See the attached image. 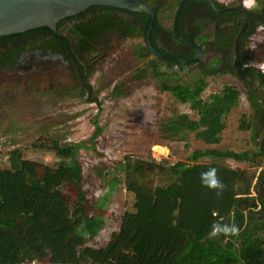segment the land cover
Wrapping results in <instances>:
<instances>
[{"label": "trees", "instance_id": "1", "mask_svg": "<svg viewBox=\"0 0 264 264\" xmlns=\"http://www.w3.org/2000/svg\"><path fill=\"white\" fill-rule=\"evenodd\" d=\"M9 35L4 34L0 41ZM143 50L140 53L146 57ZM146 69L139 68L136 78L143 79ZM156 69L157 76L166 75L160 67ZM207 85L200 77L190 83L163 82L157 87L179 102L189 103L199 117L192 118L177 106L166 107L169 112L159 118L157 128L142 129L130 143L135 153L147 151L150 156L155 146L166 147L169 152L163 165L172 179L168 184L143 185L129 192L120 226L105 245L93 244L106 211L87 194L81 157L83 147L88 141L94 143L98 132L90 140L69 142L46 132L28 145L8 151L0 143V264H264V199L252 197L264 174L255 183L251 169L258 153L261 94L247 92L254 112H244L240 118L238 129L248 134L240 149L193 150L194 138L220 144L228 116L242 101V91L232 84L205 99L202 93ZM180 145L188 154L176 159ZM31 149L53 153L59 159L50 165L28 158L26 151ZM5 154L9 155L7 167L3 165ZM130 157L126 154V159ZM211 167L218 169L227 186L221 196L202 184L201 172ZM133 168L130 161L119 159L114 170L101 164L97 174H113L116 182L136 186L141 183ZM167 206L175 211L174 220L169 218ZM217 222L235 223L239 234L210 238Z\"/></svg>", "mask_w": 264, "mask_h": 264}, {"label": "flooded vegetation", "instance_id": "2", "mask_svg": "<svg viewBox=\"0 0 264 264\" xmlns=\"http://www.w3.org/2000/svg\"><path fill=\"white\" fill-rule=\"evenodd\" d=\"M145 1L154 6L156 13L150 34L151 41L165 56L152 54L146 46L143 32L148 14L144 10L131 11L114 6L93 5L60 19L56 28L45 25L1 38L0 90L5 88V83L17 86L36 81L44 84L63 81L67 83L50 88H61L60 93L64 92L67 96L85 95L87 102L94 101L96 98L90 95L99 94L106 84L112 87L114 95L126 93L127 84L135 85L147 80L146 75L143 79L136 78L138 69L142 67L136 66L134 76L129 78L117 74L111 76L112 79L108 82L104 79L117 70L116 63L124 62L119 49H123L124 54L127 51L122 41H131L132 44L127 46H138L134 56L144 47L143 52L148 53L146 57H152L148 68L160 67L166 73L163 82H182L178 72L185 74L183 69L188 67V73L199 70L227 77L223 78L224 86L236 85L240 79L247 91L261 94L262 110L257 123L261 126L258 136L262 135L264 0H252L250 4L246 0H213L217 10L208 0H188L179 20L180 33L188 41L195 42L203 50V54L198 62L183 64L184 68L173 57L177 55L192 59L197 56V50L193 45L180 40L174 31L175 18L183 0ZM234 9L247 13L248 25L243 34L244 18ZM71 31H74L73 35L70 34ZM139 54L144 57L142 53ZM165 63L168 68L164 70L162 67ZM152 74L158 77L155 71ZM63 85L69 87L64 88ZM99 103L102 104L101 100ZM262 136L261 140L258 137L257 149L264 153V131Z\"/></svg>", "mask_w": 264, "mask_h": 264}, {"label": "rangeland", "instance_id": "3", "mask_svg": "<svg viewBox=\"0 0 264 264\" xmlns=\"http://www.w3.org/2000/svg\"><path fill=\"white\" fill-rule=\"evenodd\" d=\"M246 2L250 4L252 0H246ZM122 44L127 51L124 54L123 49H119L122 53L121 60L124 62L120 61L115 64L117 70L113 74L105 76L104 80L107 82L110 78L112 79L111 76L117 74L123 78L131 77L135 74L136 66L146 69L152 58L141 57L140 52L134 56L138 46H127L132 44L131 41H122ZM162 68L164 70L168 68L166 63L163 64ZM189 69L185 67L183 69L185 74L178 72V75L180 78H184L185 82H193L204 77L208 83L207 88L202 93L205 99H208L212 93L220 92L224 86L222 82L225 80L223 78L227 79V77L215 76L214 72L213 75L199 70L188 73ZM146 70L147 80L139 81L135 85L128 84L129 93L127 95L115 97L112 94V87L106 84L99 94L90 95L94 99L96 98L90 102H87L86 96H67L64 92L60 93L61 88H50L67 83L63 81L55 84H44L36 81L17 86L5 83V88L0 90V143H2V148L5 151L28 145L37 136L46 132L59 135L67 142L90 140L98 132L94 143L88 141L81 150L87 194L95 202V205L104 206L106 211L103 215V228L97 233L93 241L95 245H105L112 232L119 228L129 192L140 189V186L143 185L168 184L172 179L168 169L163 165L168 157V149L155 146L150 156L147 151L135 153V149L130 143L140 136L142 129H156L159 118L169 112L166 107L177 106L181 112L188 113L193 118L198 117L197 112L191 108L189 103L179 102L170 92H160L157 87L162 85L165 76H153L154 71L158 72L153 67ZM229 81L231 80L229 79ZM67 86L63 85L62 87ZM235 86L243 93L242 101L240 106L234 109L227 118L228 126L224 131L222 142L220 144H207L194 138L193 150L214 147L240 149L245 143L248 134L238 130L240 118L244 112L252 114L254 109L247 99L245 86L240 79L237 80ZM160 96L162 97L161 103L159 101ZM100 100L102 104L99 103ZM95 121L99 122L98 126ZM263 131L264 124L262 135ZM262 135H259L260 140ZM129 146L131 147L128 148ZM182 148L183 145H180L181 151L176 159H182L188 154ZM128 153L131 154V157L126 159ZM26 156L50 165H53L58 159L53 153L34 149L26 151ZM8 157V154L3 157L5 167L9 165ZM159 158L162 161H159ZM119 159L128 160L133 164L132 172L141 184L127 186L124 181L116 182L113 179V174L107 177H100L97 174V167L101 164H106L111 170H114L115 161ZM251 169L255 175L254 181L257 183L259 175L264 171V153H261L260 150L255 155V164ZM257 196L264 199V188L261 187V184L252 192V197L256 200ZM166 211L169 218L174 220L175 211L170 206H167ZM253 215L257 216L256 211ZM259 216L263 217V214Z\"/></svg>", "mask_w": 264, "mask_h": 264}, {"label": "water", "instance_id": "4", "mask_svg": "<svg viewBox=\"0 0 264 264\" xmlns=\"http://www.w3.org/2000/svg\"><path fill=\"white\" fill-rule=\"evenodd\" d=\"M187 1L188 0H183L178 9L174 31L180 40L195 47L197 56L192 59L179 57L177 55L173 57L184 65L198 62L203 54V50L195 42L188 41L182 37L180 33L179 20ZM208 1L211 6L217 10L213 0ZM93 5L114 6L131 11L144 10L148 14L147 24L143 32L146 46L152 54L165 56V54L158 50L151 41L150 34L154 25L156 13L154 6L145 0H0V36L45 25L56 28L60 19L73 15ZM234 11L241 14L244 18L243 34L248 25L247 13L238 9H234ZM169 57L172 56L169 55ZM261 187L264 188V179Z\"/></svg>", "mask_w": 264, "mask_h": 264}, {"label": "clouds", "instance_id": "5", "mask_svg": "<svg viewBox=\"0 0 264 264\" xmlns=\"http://www.w3.org/2000/svg\"><path fill=\"white\" fill-rule=\"evenodd\" d=\"M200 177L202 184L205 187L216 190L217 196H221L223 192L226 190L227 186L220 179L217 168L211 167L207 171L201 172ZM238 234H239V228L235 223L223 224L217 222L213 224L212 231L209 233V236L210 238H216L220 235L235 236Z\"/></svg>", "mask_w": 264, "mask_h": 264}, {"label": "crops", "instance_id": "6", "mask_svg": "<svg viewBox=\"0 0 264 264\" xmlns=\"http://www.w3.org/2000/svg\"><path fill=\"white\" fill-rule=\"evenodd\" d=\"M182 63V62H181ZM182 66H183V63H182ZM183 68H184V66H183ZM183 79V81H182V83H190V82H185V79L184 78H182ZM177 82V81H176ZM171 83H173V82H171ZM225 87V86H224ZM223 87V88H224ZM220 91H222V88H221V90ZM246 92H248L247 90H246ZM243 95V94H242ZM246 96H247V94H246ZM251 104V103H250ZM249 114H251V113H249ZM198 117H199V115H198ZM198 117H195V118H198ZM193 118V117H192ZM228 126V125H227ZM256 129H257V131L260 129V127L258 126V123H256ZM227 129V128H226ZM239 130V129H238ZM259 137V136H258ZM158 147H162V146H159V145H157ZM156 146V147H157ZM162 148H166V147H162ZM218 148H226V147H218ZM233 148V147H232ZM167 149V148H166ZM58 157V156H57ZM58 159H59V157H58ZM57 159V160H58ZM159 160H161V158H159ZM263 174H264V171H263ZM264 179V178H263ZM261 186H262V183H261Z\"/></svg>", "mask_w": 264, "mask_h": 264}]
</instances>
